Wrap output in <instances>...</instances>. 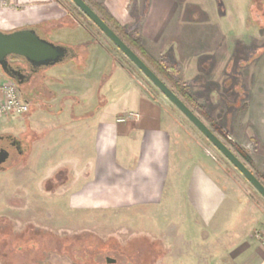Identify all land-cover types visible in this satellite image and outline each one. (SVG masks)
<instances>
[{"label": "rangeland", "instance_id": "rangeland-1", "mask_svg": "<svg viewBox=\"0 0 264 264\" xmlns=\"http://www.w3.org/2000/svg\"><path fill=\"white\" fill-rule=\"evenodd\" d=\"M61 1L88 32L77 33L83 44H78L81 45L79 52L88 51L92 55L91 45L88 46L92 34L97 43L105 44L112 53L109 66L103 69L107 78L102 83L90 84L88 89L81 88L85 96L96 95V101H91L88 107L98 105L97 95L116 88V82L120 92L129 79L127 70L134 74L142 87L160 102L165 119L173 123L184 142L181 141L182 145L190 143L188 148L194 151L193 157L196 154V169H191L190 176L184 170L185 177L181 178V181L187 180L185 189H181L186 193V200L198 185L196 171L201 169L222 188L224 198L215 219L197 228L193 224L196 219L193 209L184 204L182 196L178 197L179 201L175 198L172 203L151 207L143 204L99 207L92 197L84 196L83 188L81 191L79 188L85 176H68L70 171L62 166L63 150L69 142V131L64 129L63 122L69 120L67 115L72 109H78L67 98L59 97L64 87L61 77L66 72L62 67L68 61L65 59L48 66L44 77L39 75L37 80L43 81L42 85L21 89L22 99L30 103L27 113L0 118V136H25L30 143L29 151L21 157L11 150L6 169L0 172V264H107L105 256L114 257V264H233L223 258L239 251L245 258L255 256V240L264 245V198L70 0ZM179 1L185 18L208 15L210 57L227 50L231 40L228 71L226 58L222 59L221 55L212 72V75L216 72L214 77L209 74L205 77L207 82L203 78H199L200 83L185 82L177 74V64L170 59L148 54L158 63L146 59L131 38L139 40L140 14H144L147 0H130L138 20L130 25L118 24L117 30L121 36L124 32L131 37H124L123 41L264 185V29L260 27L264 26L260 16L264 0ZM97 2L104 13L93 10L112 29L116 28L104 0ZM71 20L75 21L69 16L65 19ZM180 24L177 29L185 33L184 24ZM170 25L168 21L164 29ZM47 37L56 42L53 36ZM138 43L144 49L140 40ZM83 66L87 71L85 77L93 76L89 62L85 61ZM219 70L220 78L217 77ZM0 76H3L1 72ZM115 102L119 114L125 108L131 109L124 97L115 98ZM75 130L84 137V130ZM182 150L186 147L182 146ZM182 157L187 160V155ZM151 240L156 243L151 244ZM180 251L187 256L181 258Z\"/></svg>", "mask_w": 264, "mask_h": 264}, {"label": "crops", "instance_id": "crops-1", "mask_svg": "<svg viewBox=\"0 0 264 264\" xmlns=\"http://www.w3.org/2000/svg\"><path fill=\"white\" fill-rule=\"evenodd\" d=\"M129 1L104 0V3L107 11L119 24L130 25L138 19L133 15L134 10ZM144 14H140L137 35L146 53L151 57L159 56L176 63L179 70L177 74L185 82L190 80L192 83H200L199 78L207 82L205 77L212 75L218 56L221 55L227 61L226 71L231 67L228 54L231 52V40L227 50H223L221 54L216 53V57H210L212 43L208 40L211 35L208 15L185 18L179 0H149ZM67 16L71 17L55 0H0L1 31L33 28L40 37L47 39L48 35L53 36L55 43L71 47L75 53V57L68 58L67 63L62 64L66 72L61 77L64 87L60 89L59 96L67 98V102L78 107L77 110L72 109L67 115L69 120L63 122L64 129L69 131V142L62 155V166L70 171L68 176H85L79 191L83 188V195L92 197L99 207L138 204L151 207L172 203L175 198L179 201L178 197L182 196L184 204L193 209L196 217L193 224L197 228L209 225L215 219L224 192L201 169L196 171L198 185L186 200V193L181 189H185L187 180L185 178L181 181V178L184 170L188 172L186 176H190L191 169H196V154L193 157L194 151L188 148L190 143L182 145L183 141L173 123L165 119L160 102L142 87L134 74L127 70L129 79L120 92L116 89V82L114 90L111 89L107 94L97 93L98 105L88 107L91 101H96V95L90 93V96H85L81 88L85 86L88 89L90 84L102 83L107 78L103 69L109 66L112 53L105 44L102 46L97 43L92 34L91 43H88V46L91 45L89 50L93 51L92 55L88 51L79 52L83 44L77 33L87 30L77 21H65ZM260 16L264 19V11L260 12ZM168 21L172 25L164 29ZM180 23L184 24L187 30L185 33L177 29L176 26L181 25ZM260 27L264 29L263 24ZM73 34H76V39ZM85 61L89 62V71L94 70L93 76L87 77L89 80L85 77ZM220 70L223 72L224 68ZM222 72L217 75L218 78ZM215 75L216 72L212 77ZM118 97H124L131 109L125 108L119 114V107L115 102ZM120 117H125V120L117 121ZM54 127L56 130L57 126ZM77 128L85 131L84 137L81 138L76 130L73 131ZM182 146L186 147L185 151ZM183 154L187 155L186 161ZM149 242L156 243L155 240ZM255 242V256L245 258L239 251L227 255L223 260L233 264L239 260V264H264V245L259 240ZM179 255L182 258L187 253L180 251Z\"/></svg>", "mask_w": 264, "mask_h": 264}, {"label": "water", "instance_id": "water-1", "mask_svg": "<svg viewBox=\"0 0 264 264\" xmlns=\"http://www.w3.org/2000/svg\"><path fill=\"white\" fill-rule=\"evenodd\" d=\"M80 11L131 61L136 68L210 141V143L246 178L264 198V185L212 130L172 91L166 83L116 34V32L84 1L71 0ZM66 46L40 37L33 28L0 30V72L13 80L9 57L15 56L33 66H52L67 59ZM7 153L0 157L4 161ZM1 172V169H0Z\"/></svg>", "mask_w": 264, "mask_h": 264}, {"label": "flooded vegetation", "instance_id": "flooded-vegetation-1", "mask_svg": "<svg viewBox=\"0 0 264 264\" xmlns=\"http://www.w3.org/2000/svg\"><path fill=\"white\" fill-rule=\"evenodd\" d=\"M62 4H63V2H62ZM147 4H148V0H147ZM147 4H146V6L143 9V13H145V11H146ZM64 10L72 18H74V20L76 19V16L72 12L68 11L66 6H65ZM79 11H80V9H79ZM75 21H77V19ZM65 48H66V57H67V59L70 58V57H75V53H74V51H73V49L71 47L66 46ZM9 60H10V62H12L11 63L12 64V68L15 69L16 71L21 72L23 74V76H19L18 72H16V73L12 74L13 80L9 79L6 76L5 77L8 80L14 82L16 84L17 88L20 89V91H21L22 88H26V87L30 88L31 87V88L34 89V86L38 87V85L40 86V84L41 85L43 84V81L39 82L37 80V78L39 77V75H42V77H44L45 72L47 71L46 68H48V66H39V67L33 66V65L29 64L28 62L24 61L23 59H20V58L15 57V56H10ZM26 138L27 137H25V136L22 137V138H16V137L10 136V135L0 136V141H2V140L6 141V143H4V144L0 143V157H2L4 155V153H7V155L4 158V161L0 163L1 171L6 169L7 162L9 161L11 153H12L11 150L15 151L17 157H21L27 151H29L30 143L26 140ZM104 262L107 263V264H112V263L114 264V263H116V259L114 257L105 256L104 257Z\"/></svg>", "mask_w": 264, "mask_h": 264}, {"label": "built area", "instance_id": "built-area-1", "mask_svg": "<svg viewBox=\"0 0 264 264\" xmlns=\"http://www.w3.org/2000/svg\"><path fill=\"white\" fill-rule=\"evenodd\" d=\"M20 92L14 82L0 77V118L20 116L29 111L30 103L22 99ZM124 120L125 117L117 119L119 122ZM257 236L261 238L260 234Z\"/></svg>", "mask_w": 264, "mask_h": 264}, {"label": "trees", "instance_id": "trees-1", "mask_svg": "<svg viewBox=\"0 0 264 264\" xmlns=\"http://www.w3.org/2000/svg\"><path fill=\"white\" fill-rule=\"evenodd\" d=\"M57 3H59L63 8H65V6L62 4V1L61 0H55ZM92 9H95L97 12H100V13H104V11H103V8H102V5L100 4V3H98L97 2V0H84ZM142 15H144V14H142ZM101 17V16H100ZM102 18V17H101ZM110 18V17H109ZM104 21H105V18H102ZM110 20H112V23L113 24H116V28H114L113 30L115 31V32H117L116 34H118L119 36H120V38L122 39V40H125L124 39V37H127V38H131L128 34H126V33H124L123 32V36H121L120 35V32H119V30H117L120 26H118V22L114 19V18H110ZM116 29V30H115ZM123 31V30H122ZM131 41L132 42H134L136 45H137V47L140 49V52L144 55V56H146L147 58L146 59H149V61H151V62H153L154 64L155 63H158L156 60H153L152 58H150L148 55H147V53H146V51L141 47V45L138 43L139 42V40L136 38V39H132L131 38ZM168 67L169 68H171V69H173L174 67L172 66V65H168ZM164 73V72H163ZM164 75H166L165 73H164ZM169 77H170V75L169 74H167ZM168 79H171V77L170 78H168ZM244 157H247L246 156V154L244 153V152H240Z\"/></svg>", "mask_w": 264, "mask_h": 264}]
</instances>
